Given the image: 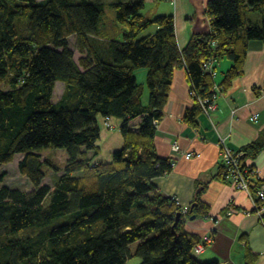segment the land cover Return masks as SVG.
Returning a JSON list of instances; mask_svg holds the SVG:
<instances>
[{"label":"trees","instance_id":"trees-1","mask_svg":"<svg viewBox=\"0 0 264 264\" xmlns=\"http://www.w3.org/2000/svg\"><path fill=\"white\" fill-rule=\"evenodd\" d=\"M107 6L115 13L112 28ZM144 6V0H0V80L10 85L0 88V184L2 165L21 153L18 169L33 185L0 186V264H124L133 255L139 264H220L197 257L201 237L184 227L185 216L205 215L208 205L198 195L184 212L154 183L175 161L157 155L154 138L176 68H186L195 90L184 113L193 126L203 110L199 97L217 94L204 64L231 60L222 89L242 75L248 41L264 42V0H208L211 30L193 33L183 47L174 14L148 16ZM153 24L156 30L141 35ZM140 68L147 69V104ZM59 80L64 90L54 101ZM98 116L122 120L124 143L109 162L95 161ZM49 147L66 150L64 167L42 158ZM263 148L264 130L239 149L254 192L264 178L251 177L245 158ZM45 164L55 170L52 183L44 182ZM219 175L227 176L224 164ZM256 258L247 243L245 264Z\"/></svg>","mask_w":264,"mask_h":264},{"label":"crops","instance_id":"crops-1","mask_svg":"<svg viewBox=\"0 0 264 264\" xmlns=\"http://www.w3.org/2000/svg\"><path fill=\"white\" fill-rule=\"evenodd\" d=\"M207 1L144 0V3L152 6L148 16L174 14L178 44L183 47L193 33L211 30ZM231 63L228 58L213 63L219 91L214 107L208 113L203 109L198 114L197 126L184 119L185 111L194 104L187 70L185 67L174 70L163 116L157 122L154 144L157 155L175 161L169 173L154 177L153 181L162 194L175 197L183 209H189L198 195L208 205L207 214L185 216L184 222L187 231L200 237L208 234L212 238L196 253L200 260L245 264L248 243L257 256L255 264H264V223L253 211L248 194L237 189L229 177L219 175L220 139L241 149L259 139L264 130V42L248 41L242 75L235 78L230 87L222 89L219 84ZM146 72L147 69H142L135 73L144 77ZM143 86L142 101L147 104L149 90L148 87L145 90L144 83ZM254 113H258L257 120L250 118ZM139 121V117L131 120V127H137ZM111 122L115 125L113 129L104 125L103 116H98L100 153L95 161H111L113 152L123 146L122 120L112 117ZM173 142L179 144L180 152L173 150ZM187 151L197 154L186 158ZM245 162L253 166L252 178H264V148L254 158L247 156Z\"/></svg>","mask_w":264,"mask_h":264},{"label":"built area","instance_id":"built-area-1","mask_svg":"<svg viewBox=\"0 0 264 264\" xmlns=\"http://www.w3.org/2000/svg\"><path fill=\"white\" fill-rule=\"evenodd\" d=\"M213 61L206 62L204 64L205 68L212 72L213 76L216 77V69H214ZM214 89L218 93L219 86L215 83ZM191 94H195V90H190ZM217 94L213 96L212 99L206 97L201 98L199 97V101L203 107V109L208 113L213 107H214V99ZM252 120L258 119V113H254L250 117ZM104 125L109 128L113 129L115 125L111 122L110 117H106L104 119ZM220 156L222 159V164H224L227 172V176L231 179L233 184L236 186L237 189L245 191L248 196L251 198L253 203V211H255L262 223H264V182L261 183V185L256 189V191H253L254 183L249 178L248 173L249 169L247 167L243 166L242 163V156L243 151L231 147L224 138L220 139ZM172 148L175 152H180V146L177 142L172 143ZM197 153L192 151H187L184 153L186 158H190ZM174 159V158H173ZM174 164V162H173ZM258 200L261 202V204L258 202ZM178 202V200H177ZM187 209L184 208L183 211L185 212ZM211 236L206 234L201 237L200 241H198L194 246V252L199 253L202 251L211 241Z\"/></svg>","mask_w":264,"mask_h":264},{"label":"rangeland","instance_id":"rangeland-1","mask_svg":"<svg viewBox=\"0 0 264 264\" xmlns=\"http://www.w3.org/2000/svg\"><path fill=\"white\" fill-rule=\"evenodd\" d=\"M92 1H94V0H92ZM101 1L108 3L112 0H101ZM143 12L146 14L152 13V6L150 3H147L146 6H144ZM114 21H115L114 10L112 8H110L109 6H107L106 7V13H105V22L107 23V26H109V28H112V25H113L112 23ZM157 27L158 26L156 24H153L152 26H150L149 28L144 30L141 33V35L148 34L152 31H154L155 29H157ZM74 42H75V37L71 36L70 37V44L72 47L75 48ZM75 57L76 58L79 57V52L76 49H75ZM142 69L145 70L146 68H140L138 70H142ZM137 77H138L139 81L144 83L145 90H146L147 89V84H146V79H145L146 75L144 77H142L141 75H137ZM9 87H10V85H9V81L7 78L0 80V88L8 89ZM63 90H64V83L60 80L57 81L55 88H54V94H53L54 101H57L60 99V97L63 94ZM146 101H147V98L145 99V102ZM41 154H42L43 159L49 158L53 162H55L59 167L65 166V162H66L67 156H68L65 149L55 148V147H49V148L43 149L41 151ZM22 157H23V154L17 153L11 162L2 165L1 170L6 171L7 174L4 178V181L0 184V186L8 185L11 187H18L22 190H29L33 187L32 183L27 178V176L22 174L18 169V161ZM44 169L46 171V177L44 179V182L52 183L53 180L55 179V176H56L55 170L48 164L44 165ZM79 174H81V172ZM136 245H137V243H134L133 247L135 248ZM140 260H141V258L139 256L133 255V256H130L124 264H139Z\"/></svg>","mask_w":264,"mask_h":264},{"label":"water","instance_id":"water-1","mask_svg":"<svg viewBox=\"0 0 264 264\" xmlns=\"http://www.w3.org/2000/svg\"><path fill=\"white\" fill-rule=\"evenodd\" d=\"M192 207H193V204L191 205V209H192ZM180 216H181V213H177V216H176V221H175V223H174V224H176V223H177V221H178V219L180 218ZM194 216H195V214L191 215V216H190V218H193Z\"/></svg>","mask_w":264,"mask_h":264}]
</instances>
